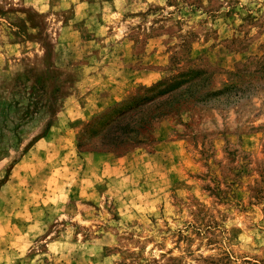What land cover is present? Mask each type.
<instances>
[{
  "label": "rangeland",
  "instance_id": "374dc122",
  "mask_svg": "<svg viewBox=\"0 0 264 264\" xmlns=\"http://www.w3.org/2000/svg\"><path fill=\"white\" fill-rule=\"evenodd\" d=\"M0 264H264V0H0Z\"/></svg>",
  "mask_w": 264,
  "mask_h": 264
},
{
  "label": "crops",
  "instance_id": "0c3cea01",
  "mask_svg": "<svg viewBox=\"0 0 264 264\" xmlns=\"http://www.w3.org/2000/svg\"><path fill=\"white\" fill-rule=\"evenodd\" d=\"M42 140H45V141H38L37 142V144L39 143V142H41V143H45V142H47V140L48 139H43L42 138ZM68 139H66V141H67ZM66 147L65 148H67L68 146L67 145H65ZM64 156H65V159H67V160H71V158H72V154H71V151L69 150H67V151H65L64 153ZM47 156H48V153H47ZM50 156H51V158L54 156L53 155V153L52 154H50ZM83 156V158L86 160V162H91V161H93L98 155L97 154H94V153H88V154H85V155H82ZM33 158H36V156L34 155L33 156ZM107 165H109V164H107ZM64 170H65V172H66V175L68 176L69 174H71V176L70 177H67V178H71V177H73V174L75 173V172H77L75 169H73L72 167H71V164H70V166H65L64 168H63ZM107 169L108 168H100V167H97V168H94V167H89V166H86V168L84 169V170H81L80 168H79V171L77 172V173H75L78 177L79 176H81V184H80V186L78 185L77 186V189L78 190H80V188L81 189H85V188H87L88 187V184H89V181L90 180H94V179H96V177L98 176V174H101V173H103V172H105V171H107ZM54 171V169L52 168V170H51V172L50 173H54L53 172ZM75 171V172H74ZM101 172V173H100ZM78 179V178H77ZM85 182V183H84ZM63 184H62V188H59L58 189V193L56 194V189L55 188H52V190H51V194H52V196L53 197H51V199L53 200V201H51L54 205H56L58 208H59V210H62V212H60L59 213V215H63V216H67V214L65 213V212H63L64 211V209L66 208V201H65V199L63 200V198H64V191H65V189H66V186H65V183L64 182H62ZM83 183H84V185H83ZM67 184V183H66ZM63 190V191H62ZM60 216V217H61Z\"/></svg>",
  "mask_w": 264,
  "mask_h": 264
}]
</instances>
